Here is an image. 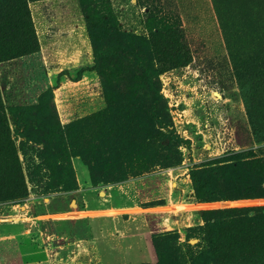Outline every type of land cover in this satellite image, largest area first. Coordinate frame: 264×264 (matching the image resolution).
<instances>
[{
	"label": "rangeland",
	"instance_id": "374dc122",
	"mask_svg": "<svg viewBox=\"0 0 264 264\" xmlns=\"http://www.w3.org/2000/svg\"><path fill=\"white\" fill-rule=\"evenodd\" d=\"M28 8L34 50L0 53V264H264V193L234 189L264 181V0Z\"/></svg>",
	"mask_w": 264,
	"mask_h": 264
},
{
	"label": "trees",
	"instance_id": "16d2710c",
	"mask_svg": "<svg viewBox=\"0 0 264 264\" xmlns=\"http://www.w3.org/2000/svg\"><path fill=\"white\" fill-rule=\"evenodd\" d=\"M29 1L34 0H0V53L8 54L9 52L13 51L11 48L13 44L9 41H11L16 36L28 37V41L32 39V42L27 41L28 49L26 51L34 50L35 40H33V29L28 8ZM245 72L250 73V69H246ZM191 181L196 193V197L199 201H213L215 199V183L207 177L206 171H192ZM260 184L261 185H258L257 188L252 187L251 185H246L243 188H240L239 186L234 189L237 191L240 189H245V191L251 190V192L258 191V195H261L264 193V181ZM238 197L239 195H233L230 200L237 199ZM219 199L227 200L220 195ZM233 210V208H224L220 211V214L228 215V213ZM215 223L211 224L213 229L215 228ZM191 264L206 263L198 258L195 259Z\"/></svg>",
	"mask_w": 264,
	"mask_h": 264
},
{
	"label": "crops",
	"instance_id": "0c3cea01",
	"mask_svg": "<svg viewBox=\"0 0 264 264\" xmlns=\"http://www.w3.org/2000/svg\"><path fill=\"white\" fill-rule=\"evenodd\" d=\"M125 187H127V185H116V186H112L111 188H113V191L111 192V194L112 193H119V194H121L122 192H124L125 191ZM87 193H89V194H91L90 196H94L93 195V192H87ZM100 193V192H99ZM87 195V194H86ZM101 195V194H100Z\"/></svg>",
	"mask_w": 264,
	"mask_h": 264
}]
</instances>
